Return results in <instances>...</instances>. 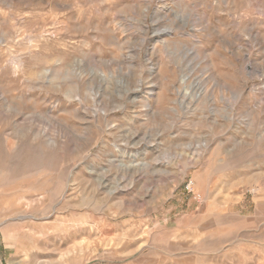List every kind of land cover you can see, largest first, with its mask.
Wrapping results in <instances>:
<instances>
[{"label":"rangeland","instance_id":"rangeland-1","mask_svg":"<svg viewBox=\"0 0 264 264\" xmlns=\"http://www.w3.org/2000/svg\"><path fill=\"white\" fill-rule=\"evenodd\" d=\"M0 264H264V0H0Z\"/></svg>","mask_w":264,"mask_h":264},{"label":"built area","instance_id":"built-area-1","mask_svg":"<svg viewBox=\"0 0 264 264\" xmlns=\"http://www.w3.org/2000/svg\"><path fill=\"white\" fill-rule=\"evenodd\" d=\"M188 192H192V183H189L186 187Z\"/></svg>","mask_w":264,"mask_h":264}]
</instances>
